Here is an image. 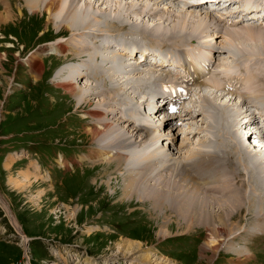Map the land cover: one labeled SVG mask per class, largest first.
Wrapping results in <instances>:
<instances>
[{"label":"rangeland","instance_id":"374dc122","mask_svg":"<svg viewBox=\"0 0 264 264\" xmlns=\"http://www.w3.org/2000/svg\"><path fill=\"white\" fill-rule=\"evenodd\" d=\"M92 1L94 2L92 9H95L94 7L99 8L98 6H101L106 0ZM107 1L109 4L107 11L111 12L110 16L114 13H124L131 23L137 24L140 28L153 27L157 22L156 25L160 27V30L162 29V32H169V30L171 32V28L173 29L172 23H170L173 19L169 17V21L164 23V20L159 17L167 6L172 5L170 9L173 10V13L175 12L173 8L176 4H172L173 0H164L165 2L159 0L160 4H157L156 0H123V4L127 5L135 2L133 4H136L135 10L130 9L132 12L125 11V5L121 9L112 0ZM184 1L189 2V0ZM6 3L15 11L19 7L23 11L14 13L19 18L18 21L0 24V62H2L0 66V197L11 208L12 217L14 216L11 219L7 213L9 208L0 202V264H127V262L146 264L148 262L145 263L144 257H149L152 261L151 264H238L241 261L246 264H264V234L261 235L254 231L262 228V226L256 227L255 221L248 224L247 219L253 214L252 212L248 214L246 221H243L246 215H243L242 221L233 219L232 223L235 221L239 223L237 229L241 230L236 229V232L231 235L229 232V237L234 239L224 241L221 248L216 249L212 260H208L204 245L210 233L207 228L196 224V226L188 228L185 219L184 222L178 224L180 216H176L175 212L171 210L163 212V210L155 208L152 202L145 200L148 199L147 191L141 195L142 198L130 195V188L125 190L123 187L128 182L124 177H120L123 170L115 171L116 162L107 163L102 158L88 159L89 151L95 149L98 144H94L96 140H93L92 136L85 132L93 119L83 112H87L88 108L97 105V100L92 98L93 102L87 105V108L76 110L78 105L65 88L58 86L59 78H55L54 74L61 64L64 67V63L69 62L70 58L66 56L72 53L69 51L60 54L45 53L42 58L45 73L38 81L32 74L37 63L28 64L27 60L35 54L34 52L41 45H49L62 39L65 41V38L67 39L72 32L69 28L71 26L68 25V28L63 29V24L58 25L55 18L49 17L44 10L34 12L28 10L24 0H6ZM176 3L182 4L181 2ZM238 3L235 0L230 6ZM95 4L97 5L95 6ZM147 4L154 9L158 7L155 9L159 10L158 15L156 13L154 16L143 17V11H141L142 17L138 14L139 18L134 16L137 9L140 10L141 5L147 6ZM186 7H194L197 11L194 14L201 15L202 21L208 23L214 19L210 14L218 13V11L209 9L207 4L189 3ZM4 8L5 4L0 3V10ZM117 8H120V12L117 11ZM177 9L181 10L179 7ZM113 25L117 28V23L114 22ZM259 26H264V24ZM202 27V25H198L197 28L200 30L196 31H203ZM165 28L166 31H164ZM182 28L183 26L179 33L185 31ZM246 34L250 39L252 35L249 32ZM218 39L217 42H220V39L225 41L226 37L220 38L219 34ZM229 39L230 41L224 43L227 53L223 58L225 61H221V63L230 62L232 57H238L234 54L233 49H230L232 39L231 37ZM204 40L209 43L208 36ZM211 40L212 37H210ZM232 42L234 43V41ZM170 43L172 45L163 47H168V51L171 53L182 51L184 46L189 45L182 43L180 39H175L174 43L173 41ZM142 46L154 51L160 47H153L147 40H144ZM201 47L206 50L205 44ZM160 49L162 50L161 47ZM128 57L130 60H134L131 59V55ZM127 59L129 60V58ZM73 60L76 59L73 58ZM74 65L75 63H67L66 66ZM210 67L212 69V64ZM136 68L137 64L133 69ZM224 68L220 67L221 71H226L227 67ZM168 72L165 69L164 73ZM66 75V71H63L61 77L64 78ZM159 75V77L163 76ZM123 82L121 79V83L117 84L126 87ZM77 83L79 86L90 85L84 76L77 80ZM160 84L163 83L157 82L152 88H157V91H160L161 89L158 88ZM202 88L200 87V90ZM205 89L213 98L219 91L215 92V88L206 87ZM127 94L134 96L132 90H128ZM221 94L220 91L219 96H222ZM153 97L149 98L150 103H152L151 98ZM135 98L136 104L141 106L142 101L138 100V96ZM224 98L233 104L238 103V100L230 95L224 96ZM145 99L146 97H144ZM157 100L154 99V102ZM177 100H179L177 104L179 106L184 101L190 102L193 99L181 100L179 97ZM197 103L200 102L197 101ZM254 104L257 107L261 105L256 102ZM142 107L144 108V106ZM161 107L155 109L157 116L160 114L158 113L159 109H163ZM146 108L150 109L149 105ZM164 108L168 110L167 114L165 113L162 117V121L165 116L170 113L176 114L178 110L176 107L173 109L170 103ZM262 109L264 110L263 107ZM253 113H255L254 109ZM183 115H175L170 121L167 119L166 126L164 125L163 131L159 133L161 139L157 141L158 147H162L164 143L165 148L163 147L162 150L164 149L173 161H181L185 158H183L184 154L175 153L186 135V133H182L181 129L189 131L191 126L200 128L202 122L199 116L197 120H192L193 123L190 121V124L186 122L187 124L185 123L183 127H177L176 122L180 118L186 119ZM241 123L240 125L243 126ZM171 124L175 125L174 129L168 128ZM215 125L213 124V126ZM240 128L242 127H237L239 133ZM171 133L174 134L172 139L169 135ZM201 133L208 134L210 130ZM241 133L245 135L244 131ZM164 136L167 138L163 139ZM200 136L192 137L191 135L189 138L191 141L197 142ZM170 140L172 143L169 142V149H167L166 143ZM250 140L252 144L258 143L256 148L264 150V138L256 141L252 137ZM189 146H193V143H189L185 149ZM62 157L67 158L63 160ZM71 157L75 158L77 163L71 164L69 161L72 160ZM63 161L67 164H63ZM172 178L177 179V177ZM163 183L164 185L171 184L169 180L161 182L160 179H157L150 181L148 186L155 188ZM208 185L210 187H207ZM208 185L203 191L207 194H216L213 189L217 184L209 183ZM236 188L239 192L238 187ZM145 190H149V188ZM218 195L230 196L228 193ZM167 202L165 201L162 207L169 206L170 202ZM236 216L240 215L236 214ZM164 230L168 232L165 236L162 234ZM207 255H210L209 252ZM247 255L250 257L248 258Z\"/></svg>","mask_w":264,"mask_h":264},{"label":"bare ground","instance_id":"6f19581e","mask_svg":"<svg viewBox=\"0 0 264 264\" xmlns=\"http://www.w3.org/2000/svg\"><path fill=\"white\" fill-rule=\"evenodd\" d=\"M156 1L157 4H160L159 0ZM161 1L163 2L164 0ZM191 1L173 0L174 3L172 4H176L173 8L175 12L173 13V10L170 9L172 5L167 6L163 13L161 12L159 17L164 22L169 21V17L173 19L170 22L173 27V29L171 28L172 31L170 32L169 30L167 32L165 28L164 31L166 32H162V29L160 30V27L156 25L157 22L153 27L140 28L137 24L131 23L124 13H114V15L110 16L111 12L107 11L109 7L107 0L105 2L102 1L103 4L98 6L99 8L94 7L95 9H92L94 3L92 0H24L28 10L33 12L44 10L49 17L52 18L53 16L55 18V22L58 25L63 24V29L68 28V25H70L71 27L69 28L72 30L67 39L65 38V41L62 39L49 45H41L34 52L35 54L27 60L28 64L37 63L33 72L31 71L37 81L45 73V65L42 59L45 53L54 52L60 54L69 51L72 54L66 57L69 56L70 59L79 60L77 62L79 64L71 67L66 66V64L60 68L55 78H59L57 81L58 86L65 88L78 105L76 110L83 107L87 108L86 106L93 102L92 98L97 100V105L88 108L87 112H83L93 119L85 132L88 135L90 134L93 140H96L94 144H98L95 149L89 151L88 159L102 158L107 163L116 162L115 171L117 169L123 170L122 174L120 173L122 175L120 177H124L128 182L123 187L125 190L130 188V195L142 198L141 195L147 191L146 197L148 199H144L152 202L155 208H159L163 212L168 210L175 212L176 216H180V219L178 218L180 222L176 221L178 224L184 222L185 219L187 220L188 228L196 225L207 228L210 233L204 244L206 247L205 254L206 259L212 260L216 249L218 250L224 241L234 239L229 237L228 233L230 232L231 235L236 232L235 230L240 224L236 223V221L232 223L233 219L242 221L243 215H246L243 218V221H246L248 214L252 212L253 214L247 219L248 224L251 221H255L256 227L262 226L261 231L264 232V170L263 174L257 172V170H260L258 169L259 167L264 168V150L256 148L258 143L252 144L250 140V138L254 137L257 141L258 139L256 138L260 137V135L245 136L242 134L243 132L241 133L240 131L239 133L237 129L238 126L243 127L240 123L247 118L246 111H249L250 107L244 103L249 98L253 99V91L246 87L235 92V95L231 92H222V96H219L220 82L208 80L198 86L199 89L203 87L200 91L196 89V93L199 92L200 94L198 96L199 100L184 101L179 105L180 109L176 104V101L179 103L177 98L170 100V102L167 101L166 105L170 103L173 109L175 107L178 109L176 114H173L174 116H182L184 114L183 116L186 117V119H183L184 123L190 124V121L197 120L199 116L202 121L200 128L191 126L189 131L181 129L186 135L184 134V139L178 146L176 153L184 154L183 158H185L181 161H172V157H166L165 152L162 150L163 146H157V141L161 138L159 133L163 131L162 127L166 126L167 119L170 121L174 116L171 113L165 116L162 121V127H152L148 123L152 130L149 132L147 128L139 123L136 115L141 114L142 106H144V112L148 109L146 108L147 105H149V108L152 106L154 108L155 105L150 103L149 98L154 95L161 97V94L165 92L163 88L160 91H157V88H152L154 84L161 82L165 86L170 87L173 81L167 80V77H176L177 75L172 74L167 68L168 66L154 67L157 69L150 68V70L158 73L139 70L140 65L145 66L144 62L136 63L137 68L133 69L135 64L128 57L130 56L129 51L135 52L134 48L137 47L146 50L147 48L142 46L144 40H147L153 47L160 46L169 55L171 51H168V47L163 46L172 45L170 41L174 43L175 39H180L182 43L189 44L184 46L185 48L182 51L176 50L181 55L185 54L186 49L192 47L191 45H195L200 49L205 44V49L216 55V64L222 69L227 67L226 71H220L227 78L235 71L230 62L221 63V61H225L223 58H225V53H227L224 43L226 44L230 41L229 38L231 37L234 43L231 41L230 49H233L234 54L238 55L237 58L232 57V61L236 65L240 64L245 67L250 78L251 76L252 78L255 77L256 73L260 72L264 76V26H259L264 23L241 17L240 14L233 16V11H228L226 15H222L226 12L220 10L216 15V12L213 14L209 13L214 18L213 21L204 22L201 15L194 14L197 12L194 7H186L187 4H192ZM237 1L244 3L249 8L256 7L264 2V0ZM112 2L121 7V9L125 5V11L132 12L131 8L135 10L134 6L136 4L133 5L135 2H131L130 5L123 4V0H112ZM176 2H181L182 4ZM0 3L5 4V8L0 10V24L19 20L14 13L16 11L22 12L23 9L19 7L15 11L6 3V0H0ZM39 4H41L40 7ZM235 5L233 4L232 6ZM141 6L142 8L140 10L137 9L134 16L138 17L141 11H143V17L154 16L156 13L158 15L159 10H155L158 7L154 9L148 4L147 6ZM178 7L181 10H178ZM117 9L120 12V8ZM114 22L117 23V28L113 25ZM54 25L56 28L55 23ZM198 25L203 26V31H196L200 30L197 28ZM182 26L185 31L182 30L183 32L179 33ZM209 28L211 29L209 30ZM246 32L252 35L250 39H248ZM219 34L220 38L226 37L225 41L220 39V42H217V40L219 41ZM207 36L209 37V43L204 40ZM210 37H213L214 40L210 41ZM142 55H146V52H143ZM135 56H137V53H135ZM126 58H129V60H126ZM206 58H210V54ZM125 63H131V69H126ZM191 63V61L187 62L185 60L182 63V67L188 77L192 75ZM200 64H204V62ZM216 64L212 65V69L208 65V70L205 72L206 77L210 75V71H214ZM1 65L2 62H0ZM165 69L169 71L166 74L164 73ZM202 70L205 71L204 68ZM63 71H66L67 75L70 76L68 78L66 77L67 75L64 78L61 77ZM159 74L163 76L159 77ZM83 76L84 79L90 82V85L79 86L77 80ZM138 76L140 77L136 79ZM257 78L260 80L259 86L264 88V77H255V80ZM121 79H125L123 83L126 84V87L117 84L121 83ZM238 79L244 83L246 81L243 77H238ZM167 82L169 84H166ZM127 85L128 90L134 92V96L127 94ZM206 87L215 88V92L219 90L216 92L215 98L206 90L204 93L201 92ZM230 94L235 96L234 99L238 100V103L233 104L230 100H225L224 96ZM135 96L146 97L141 102V110L137 109L139 105L136 104ZM159 100L156 102H159ZM261 100V105H264V96ZM197 101L200 103H197ZM166 105L163 104V107H160L164 108ZM158 107L156 106L155 109ZM252 107H255V105H252ZM262 107L264 108V106ZM159 110L161 111V109ZM153 113L157 116L155 111ZM261 115L264 116V113L261 112ZM231 123L234 124L232 127V130L235 128L234 133L220 132L224 126L228 128ZM261 123V129H263L264 122ZM213 124L216 125L213 126ZM174 127L175 125L171 124L168 128L174 129ZM209 130L214 135L211 136L210 133L203 135L201 133ZM201 134L202 136H200ZM191 135L192 137L198 135L200 138L197 142H193L189 138ZM225 137H230V139L224 140ZM146 143L149 144V147L145 146L144 150L131 149L129 152L124 151L131 145L140 146ZM189 143H193V146L183 149ZM114 148L117 149L115 150ZM182 149L184 150L183 152ZM173 159L175 160V158ZM63 164H67V162L63 161ZM172 177H177V179ZM157 179H160L161 182L169 180L171 184L164 185L163 183L155 188L148 186L150 181ZM209 183L217 184L216 188L213 189L216 194H207L203 191ZM235 186L238 187L239 192ZM207 187H210V185ZM146 188H149V190H145ZM223 193H228L230 196L218 195ZM3 200L0 197V202L8 207ZM165 201L170 202V205L166 206L164 204L165 206L162 207ZM236 214L240 216H236ZM237 230L240 231L241 229ZM162 234L165 236L168 232L164 230ZM26 239L27 237L25 236ZM207 252L210 255H207ZM247 256L248 258L250 257L249 255ZM143 259L145 263L148 262L146 264H151L152 262L149 257H144Z\"/></svg>","mask_w":264,"mask_h":264}]
</instances>
